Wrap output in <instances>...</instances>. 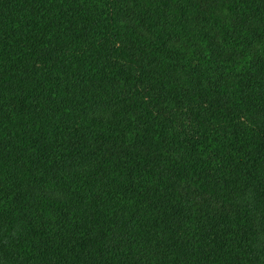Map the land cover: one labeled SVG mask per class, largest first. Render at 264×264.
I'll use <instances>...</instances> for the list:
<instances>
[{"label": "trees", "instance_id": "1", "mask_svg": "<svg viewBox=\"0 0 264 264\" xmlns=\"http://www.w3.org/2000/svg\"><path fill=\"white\" fill-rule=\"evenodd\" d=\"M0 264H264V0H0Z\"/></svg>", "mask_w": 264, "mask_h": 264}]
</instances>
